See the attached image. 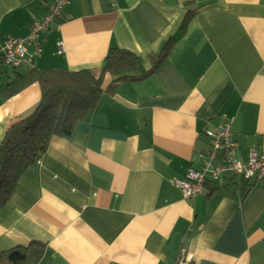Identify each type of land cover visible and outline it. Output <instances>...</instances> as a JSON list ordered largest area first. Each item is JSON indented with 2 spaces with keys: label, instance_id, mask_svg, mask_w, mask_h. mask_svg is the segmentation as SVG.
Returning a JSON list of instances; mask_svg holds the SVG:
<instances>
[{
  "label": "crops",
  "instance_id": "0c3cea01",
  "mask_svg": "<svg viewBox=\"0 0 264 264\" xmlns=\"http://www.w3.org/2000/svg\"><path fill=\"white\" fill-rule=\"evenodd\" d=\"M52 1L0 0V48ZM172 36L152 74L50 138L0 209V250L44 242L38 264H264L263 182L226 171L192 199L173 183L202 166L203 133L223 122L240 159L264 151V0H70L41 52L27 46L32 64L0 59V144L41 98L37 82L2 95L16 72L98 69L110 47L145 57Z\"/></svg>",
  "mask_w": 264,
  "mask_h": 264
},
{
  "label": "trees",
  "instance_id": "16d2710c",
  "mask_svg": "<svg viewBox=\"0 0 264 264\" xmlns=\"http://www.w3.org/2000/svg\"><path fill=\"white\" fill-rule=\"evenodd\" d=\"M196 10L186 11L179 25L180 35ZM174 40L172 36L158 52H150L145 57L125 48L110 47L98 69L31 66L22 73L16 72L1 90L2 95L9 97L37 82L41 98L27 116L7 129L0 144V209L7 203L19 177L47 148L52 136H70L75 125L91 114L103 93L113 92L120 83L138 81L152 74ZM30 44L34 50V44ZM105 74L110 75V80L103 87ZM44 248V242L31 240L27 245L0 250V264H38Z\"/></svg>",
  "mask_w": 264,
  "mask_h": 264
},
{
  "label": "built area",
  "instance_id": "2783aa9c",
  "mask_svg": "<svg viewBox=\"0 0 264 264\" xmlns=\"http://www.w3.org/2000/svg\"><path fill=\"white\" fill-rule=\"evenodd\" d=\"M69 2L70 0H53L44 15L31 21L26 37L6 36L0 48L2 62L12 67H18L23 62H31L32 53L28 54L27 46L33 43L35 53L41 50L42 41L39 36L45 33L51 24L61 19ZM204 134L208 139L209 149L205 153L202 166L199 169L188 168L183 178L173 181L185 198L196 197L202 192L203 184L207 178L220 181L222 173L226 171L245 179L253 178L264 183V151L250 149L246 158L240 159L237 155L238 146L233 139L229 122L207 128ZM217 159L220 163L216 165L214 160Z\"/></svg>",
  "mask_w": 264,
  "mask_h": 264
}]
</instances>
